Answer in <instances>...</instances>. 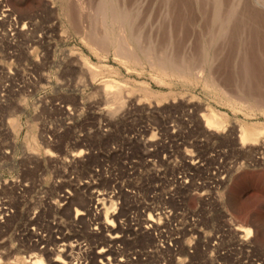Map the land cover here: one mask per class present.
<instances>
[{"label": "rangeland", "instance_id": "obj_1", "mask_svg": "<svg viewBox=\"0 0 264 264\" xmlns=\"http://www.w3.org/2000/svg\"><path fill=\"white\" fill-rule=\"evenodd\" d=\"M97 1L0 0V12L7 11L0 16V264H29L35 257L44 264H70L82 258L87 264H216L229 260L211 256L210 244L216 236L226 235L237 243L247 241L254 259L262 260L264 107L244 95L251 92L242 79V63L247 56V71L258 74L264 69V0H233L236 17L226 23L223 17L224 27L211 19V0H202L203 13L193 4L188 6L187 0L177 9L175 0L168 4L117 0L132 14L141 43L154 56L163 52L167 58L184 60L194 69L191 75L161 73L143 58L126 61L111 46L90 47L83 29L103 33L93 12ZM241 20L250 30L239 25ZM218 30L225 31L213 44L215 50L206 48L209 34ZM115 34L123 38L125 31ZM244 45L254 52L249 54ZM201 47L208 54L211 51L207 63L199 60ZM81 58L91 70L82 69ZM195 70H199L196 75ZM206 77L212 82L204 83ZM251 81V86L257 82ZM237 82H245L241 89L245 92L240 93ZM104 85L112 87L111 92L118 87L120 106L105 103ZM157 108L187 111L191 130L184 137L186 143L170 148L178 170L194 171L197 154L221 152L228 168L222 187L184 186L170 177L178 171L173 167L156 164L167 170L163 179L142 163L144 147L137 129L140 120L151 117ZM208 109L225 118L220 131L205 128L201 115ZM242 124L249 127L253 142L240 144L237 130ZM204 164L212 167L214 162L206 159ZM73 171H80V181L85 173L96 174L98 184L78 186ZM65 189L70 195L61 203L59 194ZM117 201L119 209L113 215L111 203ZM165 215L172 227L176 223L171 231L163 225L167 233L159 226ZM106 221H112L114 229ZM90 222L95 232L90 231ZM244 229L251 235H245ZM167 238L172 247H160Z\"/></svg>", "mask_w": 264, "mask_h": 264}, {"label": "bare ground", "instance_id": "obj_2", "mask_svg": "<svg viewBox=\"0 0 264 264\" xmlns=\"http://www.w3.org/2000/svg\"><path fill=\"white\" fill-rule=\"evenodd\" d=\"M206 1H208V0H206ZM238 1L240 2V0H238ZM257 1L259 2V0H257ZM261 1H263V0H261ZM261 1H260V4L262 3ZM165 2H167V4H168V2H170V0H166ZM165 2H163V3H165ZM184 2H186V1H184ZM184 2H182V0H175V8L177 9L178 4H180V5L183 4V6L185 7ZM208 2H210V1H208ZM186 3L188 4V6H191V4H193L192 6L194 8H196V10L199 9V11H201L203 13V10H202L203 1L202 0H187ZM206 4H208V3H205V5ZM243 4L245 5V3H243ZM262 4H264V3H262ZM210 5H211V8H212V18L211 19H212L213 22H215V24L216 23L217 24L219 23L220 24L219 25L220 27H222L224 23L228 22L233 16H235L234 14L236 13V9L238 8V7H236V4L233 2V0L230 1V2H227V1L225 2L224 0L223 1H221V0H211ZM210 5L205 6L206 9ZM237 6H239V5H237ZM166 7L168 8L167 5H166ZM171 8L174 9V4H172V7ZM68 9L69 8H67L66 10L68 11ZM93 10H94L93 12L95 13L94 16H96V18H98L100 20V26L103 27V31H100V32H103V33L102 34H100V33L98 34V32L96 33L94 31V29L92 30L90 27H88V28H90L88 30H84L82 28L83 29V33L82 34L85 36V38L87 40V44H89V46L90 45L91 46H95V47L96 46H99V47L111 46L112 49L114 50L115 55L120 56L122 59H124L126 61L135 62L137 60V58H140V59L143 58V60L145 62H148L149 64H151V67L153 69H157L161 73H165L166 71H168L166 73H169V74H172V75H174V74H182V73H186V74H190L191 75L192 70H194V69H191V66L188 65V64L185 65L184 64V60H183V62H179L178 59L176 61L174 59H170L169 57L167 58L164 55H162V54H164L163 52H162V54H160V52H159L158 55L154 56L153 55L154 54L153 50L151 49V52L153 53L152 54L150 52V50L148 49L149 47L147 48V46H145V45H143V43H141V40H142L141 39V36L138 34V31H136V29L133 27L134 19H133L132 14L129 13V12L124 11V9H122L119 6V4L117 5V0H98L94 4V9ZM247 10H249V9H247ZM67 11H65V12L67 13ZM241 11L243 12V10H241ZM91 12H92V10H91ZM181 12H182V9H181ZM190 12L192 13V9H191ZM221 12L224 14V16L222 15ZM249 12H250V10H249ZM251 12L253 13L252 10H251ZM260 13H262V12H260ZM249 14L250 13H248V15ZM6 15H7V11L0 12V16L1 17H5ZM65 16H67V15H65ZM167 16H168V14H167ZM202 16H204V15H202ZM243 16H244V14H243ZM90 17H93V16H90ZM223 17L225 19V22L224 23H223ZM255 17H256V15H255ZM77 18H79V17H77ZM86 18H89V17H86ZM191 18H192V16H191ZM198 18H200V17H198ZM91 19H93V18H91ZM87 20L88 19H86V21ZM96 20H95L94 23L97 26V21ZM88 22L85 23V24H88ZM232 22L235 23V21H232ZM78 23H80L79 20H78ZM237 23H238V21H237ZM245 23L246 22H244V21L241 20L240 23H239V25L242 26V27H244L245 30L246 29L250 30L248 27H246L247 24H245ZM191 26L192 25H190L189 27H191ZM212 26H214V25H212ZM217 26L218 25H215V27H217ZM97 27L99 28V26H97ZM225 27H226V25H225ZM232 27H236V25L235 26H232ZM255 27H257V26H254V28ZM79 29H80V27H79ZM119 29L125 31V35H124L123 38L115 37L116 36L115 30L117 31ZM219 29H221V28H219ZM225 29L227 30V28H225ZM77 32H78V29H77ZM223 32L220 31V30H218L217 34H214V36H212V34H209L211 36H210V39L208 37V40H207L208 41V44H207L208 46L205 45L206 48L207 47L208 48L210 47V50H212L214 48V45L213 44L215 42H217V40H219L218 39L219 38V35L222 34ZM261 34H263V33H261ZM229 35H231V34H229ZM237 36H239V35H237ZM252 36H253V34H252ZM220 37H221V35H220ZM222 38H224V35H223ZM80 39L82 40L83 38L81 37ZM228 39H230V38H228ZM243 39H244V37H243ZM220 40H221V38H220ZM235 40H237V39H235ZM224 41H225V38H224ZM258 42H261V41H258ZM225 43H227V42H225ZM128 44L131 45L130 46V49L128 48L129 47ZM230 44H231V42H230ZM238 44H240V43H238ZM222 45L220 47H222ZM233 45L234 44H232V46ZM143 46H145V47H143ZM224 47H226V46H224ZM239 47L240 46H238V49H239ZM246 48H247V52H249V54L251 52H254L253 49H252V46H247ZM194 49H195V47H194ZM224 49H226V48H224ZM205 50L206 49L203 48V47H201V49L198 50L199 53H200V56L199 57L201 58L199 60H202L203 63H207V61H209V55H210V52H211L209 50V54H208V51L207 52H204ZM214 50L215 49H213V51ZM174 51H175V49H174ZM238 52H240V51L237 50V54H238ZM242 52H244V51H242ZM199 53H198V55H199ZM224 53H226V52H224ZM232 54H233V52H232ZM237 54H235V55H237ZM255 54H257V53H255ZM260 54H261V52H260ZM260 54L258 53V55H260ZM182 55H183V52H182ZM182 57H180V58H182ZM216 57H217V55H216ZM193 58H194V56H193ZM182 59H184V58H182ZM258 59H260V58H258ZM262 60H263V58H262ZM234 61H235V59H234ZM234 61H232V62H234ZM81 62H82V67H83L82 69H86L88 71L92 69V66L84 58L83 59L81 58ZM225 62L227 63V61H225ZM240 62H242V61H240ZM243 62L244 63H242V65H243V69H242L243 70V73H242L243 77H242V79L244 81L248 82L249 85H246L247 86L246 89L248 88L247 92L249 93V91H250L251 93H249V94H252V95H249V94H244V95L247 96L249 99H251V101H253L254 103L258 104L261 107H264V69L263 70L260 69L261 71L258 74L256 72L257 70H254V69L247 71V68H249V67H246V65H248V63H249L247 56H245V58L243 59ZM251 62H252V60H251ZM193 63H191V64L193 65ZM195 63H196V61H195ZM208 63H210V62H208ZM237 65H238V63H237ZM235 66H234V68H235ZM202 67L204 68V66H202ZM224 67H226V65ZM228 68H230V67H228ZM263 68H264V65H263ZM204 70H206V69H204ZM207 70H208V68H207ZM219 70H220V68H219ZM236 70H237V67H236ZM197 71L199 72V70H197ZM201 71H203V70H201ZM193 72H195V75L198 74V72L196 73V70L193 71ZM209 72H210V69H209ZM224 72H226V71L224 70ZM235 74L236 73H234V76H237ZM208 75L209 74H208V71H207V76ZM208 77L205 78L206 81L204 83L212 82L210 80H212L213 78L210 79ZM255 77H258V78H255ZM235 80H237V78H235ZM239 80H241V79H239ZM251 80H253L255 82L257 81V82L254 83V84H252V86H251V83H252ZM237 83H239V82H237ZM239 84L241 85L240 88H239L240 93L245 92V91H242L241 90V89L244 90V88H242V85H243V87H245V82L242 83V84L241 83H239ZM249 86H251V87H249ZM111 89H112V87H111ZM111 89H110V87L108 85H104V89L103 90H104L105 96H106L105 99H104L105 103L106 104H111V105L112 104L113 105L116 104L115 106H117V105L120 106V104L122 103V101H121V98L118 97V95L116 93L117 92L116 89H118V87L115 89V92H111L112 91ZM237 89H238V87H237ZM201 117H202V120L204 122L205 128L207 130H209V131L217 132V131H220L221 129H223V127H224L225 118L222 115L216 114L212 109H208V112L207 113H203L201 115ZM140 122H141L140 123V126L137 129V133H138L137 137H138L139 142L144 147V152L142 153V155L140 157V160L142 161L143 164L150 165V169H151V172H152V175L153 176H155V177H161L163 179H166L167 176H168L167 170H165L160 165L158 167H156V164L157 163L158 164H163L165 167L171 166L174 169L178 170V167L176 166L177 158L173 155L172 150L170 148L172 146H177L178 147V146L184 145L186 143L185 140H184V137L187 135L188 131L191 130L190 129L191 126L189 125V121H188V117H187V111H180L179 112V111H175L172 108H168L166 110L157 108V109H155L154 114L151 117L145 118L144 120H140ZM237 132H238L237 138H238L240 144L244 145V144H247L248 142H251V141L253 142V138L254 137L252 136L251 131H250V129H249V127L247 125L242 124L241 126H239ZM196 143L201 145L203 143V140L202 139H196ZM145 147H147V148H145ZM162 149H164V150H162ZM191 157L193 158L194 155H191L189 158H191ZM224 158H225V156L221 152H217L214 155L212 153L211 154H208V155H198L197 154V156L193 160L194 163L197 164V167L194 168V171H192V172L190 171L189 172V171H183L182 169H180L176 173L174 171H172V173L170 174V177L172 176V178H174V179L177 178V182H178V180H179L180 183L183 182L184 186H188V185L193 184L196 188H207V189L215 188L216 190H218L220 187H222L226 183L227 177H228V174H227V171H226L228 168L225 169V167L227 165V160L225 161ZM206 159L213 160L214 165L212 167H206L205 164H204V160H206ZM193 161H190L189 162V164L191 166L194 165ZM80 171H73L76 174V179H77V185L78 186H82L83 184H86L88 186H92V185H97L98 184V182H97L98 176L96 174L94 176L93 173H92V175L91 174H88L87 175V173H85V176L82 179L83 181H80L81 179L77 177V175H78V173H80ZM70 178L72 179L73 176L71 175ZM170 180H172V179H170ZM56 182L58 184H60V180H57ZM74 189L79 190L80 188L79 187H75ZM69 195H70V192L68 190H66V189L63 192H61L59 194V200L62 201L61 203H65V201H66V199H68V196ZM3 209L6 210L5 208H3ZM110 209L112 210V214L113 215L116 214L118 212V209H119V202L118 201L117 202H112ZM166 212H167V214H170L169 211H166ZM2 221H3L2 220V215H0V223H2ZM111 222L112 221H109V222L106 221V224H108L111 228L114 229V227L111 226V224H112ZM147 222L155 223L150 218H147ZM119 223H120V221H119ZM175 224L172 227L171 226V223H170V220L165 215L164 223L163 222L159 223V226H162V228H163L164 227L163 225H165L167 227L166 229H170V231H171L172 229H174V227H176ZM89 228H90V231L91 232H95V227H94V224L92 222H90ZM166 229H165V227L162 229L163 233H167V232H165ZM248 230L249 229H244L243 231H244L245 235H248L249 236ZM58 238L59 237L56 236V239H58ZM113 238H118L120 240L121 236L115 235ZM214 239L215 240L210 244V247H211L210 255L212 256L214 254L215 257L221 258L222 260L223 259H228L229 260V262L227 261V262H223V263H221L220 261L218 262V260H217L216 264H264V256H263L262 260H256V259H254L253 254H252L251 245L247 241H245L244 243H242V242L237 243V242L234 241V238L232 236H230V235L221 236V237L216 236ZM76 243L78 245L81 244L84 247L86 245L84 242H81L80 243V241H77ZM159 245L162 248H165L166 246L168 248H171L172 247L171 239H168L167 238V240L164 243L161 242V243H159ZM241 247H243L245 249H242ZM108 260H109V258H108ZM119 262H122V259H119ZM129 263L130 264H134L136 262L129 261ZM29 264H44V263L41 260V258L35 257L32 261H29ZM70 264H87V259L86 258H82L79 262H75L74 261V262H72Z\"/></svg>", "mask_w": 264, "mask_h": 264}, {"label": "snow or ice", "instance_id": "obj_3", "mask_svg": "<svg viewBox=\"0 0 264 264\" xmlns=\"http://www.w3.org/2000/svg\"><path fill=\"white\" fill-rule=\"evenodd\" d=\"M248 232H249V235H251V232H250V230H248Z\"/></svg>", "mask_w": 264, "mask_h": 264}]
</instances>
